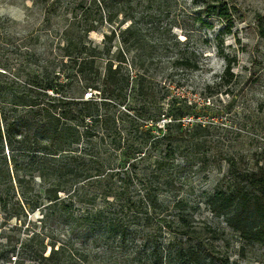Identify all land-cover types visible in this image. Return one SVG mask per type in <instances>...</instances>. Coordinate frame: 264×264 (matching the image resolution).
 <instances>
[{"label":"trees","instance_id":"trees-1","mask_svg":"<svg viewBox=\"0 0 264 264\" xmlns=\"http://www.w3.org/2000/svg\"><path fill=\"white\" fill-rule=\"evenodd\" d=\"M36 3L48 23L66 18L57 31L66 70L34 62L37 70L0 72V264H237L199 245L217 233L196 226L198 203L182 196L179 152L204 130L184 124L194 104L131 70V51L154 34L137 13L143 0ZM206 14L230 19L224 2ZM105 28L95 44L91 33ZM246 180L244 192L217 190L206 204L264 247V168ZM171 236L187 243L172 250Z\"/></svg>","mask_w":264,"mask_h":264},{"label":"rangeland","instance_id":"rangeland-1","mask_svg":"<svg viewBox=\"0 0 264 264\" xmlns=\"http://www.w3.org/2000/svg\"><path fill=\"white\" fill-rule=\"evenodd\" d=\"M219 2L228 6L229 21L206 14L207 4ZM136 9L154 34L146 49L131 51L129 59L137 66L133 74L155 76L174 95L192 102L196 113L184 124L204 128L192 132L179 152V162L188 161L181 171L182 196L199 206L195 224L217 233L202 236L199 245L216 260L264 264V247L247 244L226 217L206 204L217 190L244 192L246 174L264 168V0H143ZM122 20L119 14L116 25ZM65 25L62 14L48 23L44 5L36 0H0V72L37 70L34 62H53L51 70H66L57 38ZM108 29L90 38L100 45ZM119 49L117 40L115 54ZM187 62L196 67L181 65ZM171 238L172 250L187 243L181 236Z\"/></svg>","mask_w":264,"mask_h":264}]
</instances>
